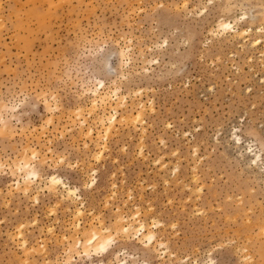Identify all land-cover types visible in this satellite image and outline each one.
Listing matches in <instances>:
<instances>
[{"label":"rangeland","instance_id":"obj_1","mask_svg":"<svg viewBox=\"0 0 264 264\" xmlns=\"http://www.w3.org/2000/svg\"><path fill=\"white\" fill-rule=\"evenodd\" d=\"M222 19L251 35H222ZM96 89L117 91L134 114L143 104L145 123L97 138L98 117L113 112L106 102L89 115ZM47 101L59 108L47 111ZM0 113L9 122L0 130V264H264V0H0ZM27 145L45 162L34 161L41 180L24 196L12 161ZM53 174L81 199L49 195ZM117 206L135 229L146 222L167 253L138 235H118L90 258L69 251L76 208L80 228L99 218L114 230ZM20 224L40 250L27 261Z\"/></svg>","mask_w":264,"mask_h":264},{"label":"bare ground","instance_id":"obj_2","mask_svg":"<svg viewBox=\"0 0 264 264\" xmlns=\"http://www.w3.org/2000/svg\"><path fill=\"white\" fill-rule=\"evenodd\" d=\"M216 25H217V28L219 30H221L222 35H223L225 30H228V31L230 30L232 32V34L231 33L230 34L232 35L233 39L234 38L235 39L236 38H238V39L240 38L239 40H241V38H244V35L245 36L249 35V34L251 35V33H250L251 31L250 30H248V29H237V28H235L236 26L232 24V22H229L227 20H223L222 19ZM219 30H218V32H219ZM210 31L211 30H209V32ZM213 33H214V31H213ZM238 39H236V40H238ZM251 44L256 45L257 43H256V41H254ZM123 49L124 48H121L117 52V61H118V65H119L120 68H123L124 66L129 64L128 63V59H129L128 57L129 56L127 55L128 51L127 50L125 51ZM119 74L121 75V77L124 76L123 71H121ZM99 85H101V89H104L105 84H104L103 81H100ZM91 93L93 95H92L91 106H90V109H89V112H88L89 115H91L93 113V111H95V109L99 105L100 106L101 105H105L106 102L110 103L109 105H110V108H112V112L113 113L112 114L109 113L107 116L105 114H103L102 116L98 117V121L97 122L101 125V129H102V132H103V134L101 133L102 135L100 134V131L98 129L96 131L91 126L88 125V127L86 129V132H85V137H87L89 139L92 138V136L95 133L94 131H96V137L100 138V140L105 141V140H108V138L111 136V134L116 130V125L117 124L120 125V123L122 124V122H123V123H125V125H128V124H130V125H132V124L142 125L143 123H145V121H144V113H145V111L144 110H146V109H144L143 104L139 103V108H138L137 112L134 114V113H132L130 111L129 112L127 111L125 98L119 97L118 96L119 94H118L117 91H115L113 93V96H109L107 91L106 92H102V91L100 92V90H98V89H96L94 91H91ZM113 104H114V107H112ZM118 107L119 108L120 107H125L124 112L122 114H120L119 117H117ZM57 108H59L57 103L54 106H52L51 104L48 103V101L45 102V109L47 111L52 112V110H55ZM151 110H152V107H151ZM73 114H74V117L76 119H78V121L80 122L79 123L80 125H82V124L84 125V123L87 121L84 118V116H83L84 112H83L82 108H80V107L76 108L74 110ZM0 122L2 124V129H0V130H4L5 128H7L9 126V122H8L7 118L5 116H3L1 113H0ZM96 125H97V123H96ZM81 132H82V130H81ZM239 135L240 134H237V132L236 133L234 132L233 133V140L235 142V145L237 147L241 148V144H242V140L243 139ZM161 142L164 143V141L162 139H161ZM102 145L103 146H101L100 148L98 147L99 150L97 152V155L95 154L97 158L102 156L103 151L106 148V144L105 143H103ZM247 146H248V150H246V151L250 155V157L248 159V162L253 163L252 165H254V167H256V169H261L260 165L263 166V162H262V160L260 158L259 152L256 149H254V147L252 149L251 146H249V145H247ZM252 146H254V145L252 144ZM48 150H49V153L52 154L53 151L50 148ZM195 151H196V149L193 150L194 153H195ZM239 151H240V149H239ZM34 161L35 162L36 161H38V162L40 161L41 163H43L44 160L41 158V155H40L38 150L33 149L30 146H28V145L25 146L22 149V151L20 152L19 158L18 159L16 158V160L12 161V168L15 170V172H22L24 174V179H23L22 184H20L17 181L16 182V187L14 188L15 189L14 191H21L24 196H27L29 194V192L32 190V186L35 183L34 181L38 182V181L41 180V175H40L39 170H38V165L35 164ZM162 164H164V163H162ZM0 166H1V168L3 166L1 160H0ZM8 169H9V171H11L10 168H8ZM13 169H12V172H11L12 175H13ZM177 170L178 169L175 166V168H173L172 171L175 174V172H177ZM195 175L196 174H194V173L192 175V179H194V180L196 179ZM167 183L169 184V182H167ZM168 184H166V185H168ZM43 189L51 196H56L57 195L62 201L63 200L64 201L65 200H69L70 202L71 201L73 202L75 200L81 199L80 195L78 194V190L76 188H71L69 186H66L64 181L57 174H53V175H51L49 177V179H48L47 183H45ZM188 189H191V188H188ZM192 191L193 190L191 189V192ZM38 201H39L38 200V196L35 195L34 196V202L37 203ZM80 205L82 206V203ZM74 217L76 219L75 220L76 222L73 223V226H74L75 229H77V231H76L74 236L71 235L72 237H70L71 239H70V242L68 244L69 251H71L74 248H80L82 253L87 258H90L92 255H96V254L108 251L110 249L111 244L115 241V239H116V237L118 235L119 236L122 235L125 238H129L131 236L132 237H134V236L136 237L138 235V237L136 238L138 241L147 242V244H150V245L155 243L158 246H162L164 248L163 249L164 251L162 253H164V254H166L167 251H168L167 246L165 247V245H167V244H165L163 242H159L156 239L155 232L152 229L147 227L146 222L138 219V221H137L138 222V226H137V229H135V227H136L135 224H134L135 221L132 222V220L129 219L128 216L125 215L124 212L122 211V209H120L118 206H117L116 212H115V218H114L115 219L114 220L115 221V226H114V230H111L109 227H107L104 224V222L101 219H99V218H95L94 221L89 223V225L87 227L83 226L82 228H80V225H81L80 220L83 217V209H82V207L76 208L74 210ZM152 224L154 226H157L159 223L157 221H153ZM23 227H24V225H22V224L18 225L17 229H16V231H17L16 235L14 234V236H17V238L20 239V242H21L20 245H21L22 251H23V253L25 255V259H26L25 261H27V258H28L29 254H32V253H35V252L39 253L40 250L39 249H34V247L29 244L28 238L23 234V230H22ZM48 232H51V229H49ZM69 258H67V260L65 262H63V264H68L69 263ZM91 264H104V262L102 260H100L99 262H94V263H91ZM109 264H113V263H109ZM116 264H133V263H129V262L120 263L118 261Z\"/></svg>","mask_w":264,"mask_h":264}]
</instances>
